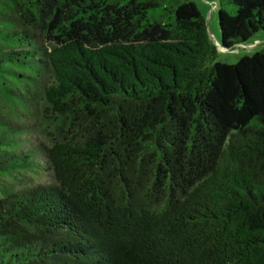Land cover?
<instances>
[{
	"label": "trees",
	"instance_id": "1",
	"mask_svg": "<svg viewBox=\"0 0 264 264\" xmlns=\"http://www.w3.org/2000/svg\"><path fill=\"white\" fill-rule=\"evenodd\" d=\"M216 56L190 0H0V264H264V49Z\"/></svg>",
	"mask_w": 264,
	"mask_h": 264
},
{
	"label": "rangeland",
	"instance_id": "2",
	"mask_svg": "<svg viewBox=\"0 0 264 264\" xmlns=\"http://www.w3.org/2000/svg\"><path fill=\"white\" fill-rule=\"evenodd\" d=\"M182 1V0H181ZM193 1L200 12L205 18V23L207 27V32L210 39L215 44L217 49V56L215 61H221L225 63H236L242 56L251 55L256 51H261L264 49V31H259L255 36H253L246 44L236 46L233 49L220 50L218 49L217 42L221 39L220 29L218 25V9L220 7L221 0H190ZM224 9L232 13L233 5L230 4L229 0H222ZM256 39L259 42H256ZM1 109V104H0ZM51 177L48 173H44L39 179L38 182L46 183L50 182Z\"/></svg>",
	"mask_w": 264,
	"mask_h": 264
},
{
	"label": "water",
	"instance_id": "3",
	"mask_svg": "<svg viewBox=\"0 0 264 264\" xmlns=\"http://www.w3.org/2000/svg\"><path fill=\"white\" fill-rule=\"evenodd\" d=\"M217 46H218V49H220V50H227L226 48H223L221 45H220V43L219 42H217Z\"/></svg>",
	"mask_w": 264,
	"mask_h": 264
},
{
	"label": "crops",
	"instance_id": "4",
	"mask_svg": "<svg viewBox=\"0 0 264 264\" xmlns=\"http://www.w3.org/2000/svg\"><path fill=\"white\" fill-rule=\"evenodd\" d=\"M256 42H259V40H258V39H256Z\"/></svg>",
	"mask_w": 264,
	"mask_h": 264
}]
</instances>
